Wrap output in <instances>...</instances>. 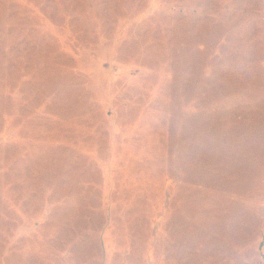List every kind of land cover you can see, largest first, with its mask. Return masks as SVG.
<instances>
[{
  "label": "rangeland",
  "instance_id": "374dc122",
  "mask_svg": "<svg viewBox=\"0 0 264 264\" xmlns=\"http://www.w3.org/2000/svg\"><path fill=\"white\" fill-rule=\"evenodd\" d=\"M0 264H264V0H0Z\"/></svg>",
  "mask_w": 264,
  "mask_h": 264
}]
</instances>
